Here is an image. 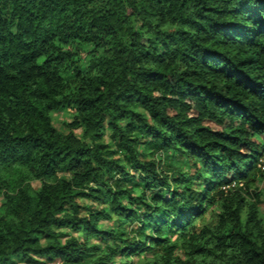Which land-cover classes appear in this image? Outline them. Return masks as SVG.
<instances>
[{
    "label": "trees",
    "instance_id": "1",
    "mask_svg": "<svg viewBox=\"0 0 264 264\" xmlns=\"http://www.w3.org/2000/svg\"><path fill=\"white\" fill-rule=\"evenodd\" d=\"M263 156L264 0H0V264H264Z\"/></svg>",
    "mask_w": 264,
    "mask_h": 264
},
{
    "label": "rangeland",
    "instance_id": "2",
    "mask_svg": "<svg viewBox=\"0 0 264 264\" xmlns=\"http://www.w3.org/2000/svg\"><path fill=\"white\" fill-rule=\"evenodd\" d=\"M69 48L72 49L73 51L77 52V54H78V66H79V68L82 71H86V69H87V67L89 65L90 59H91V51L93 50V46L92 45L75 44V45H73V46H71ZM65 79L71 85H73L74 80H75V76H74V74H70V75L65 76ZM72 121H73V112L69 108H64L61 111L55 112V113L52 114V123H53L54 127L57 128L58 130L68 132V129L66 128V125L68 123H71ZM73 131L79 138L83 137V128H81V127L75 128V129H73ZM105 142L110 144V142H111L110 133H108L106 135ZM141 150H142V152L146 153L145 149H141ZM148 158L150 159V156ZM154 158L157 159V160H164L165 156L162 155V154H156L154 156ZM181 163L182 162H180L179 159H175L174 157H170L168 162L165 161L164 168L165 169H169L170 166L175 165V164H178V166H181ZM259 165H261V166H259L260 170L264 171V161L262 163L260 162ZM186 170H189V169H186ZM33 185H34V187L36 189H38L41 186V183L40 182H34ZM257 186H258V188H260L263 191V197L261 199L260 208H261V213H262V215L264 217V182L263 181H259L257 183ZM81 203L83 205H91V204H93L91 201H86V200L81 201ZM98 206L101 208L102 205H98ZM207 218H210V214L207 215ZM101 226L104 229L117 228L118 224L112 223V222L111 223L110 222H103L101 224ZM126 228L128 230H130L129 226H126ZM65 232L69 233L68 230H66ZM70 234L77 236V234H74L73 232L70 233ZM173 240L176 243H178V244L180 243V238H178L177 236H173ZM92 243L101 244V242L98 239H94L92 241ZM102 245L104 246V244H102ZM151 255L152 254L150 252H147L145 254V256L144 255L143 256L142 255L141 256H136L134 258V262H135V264H142L144 262V259H145L144 257H150ZM177 255L179 257L185 259V255H184V253H183L181 248L178 249ZM17 264H21V263L17 262ZM50 264H63V263L60 260H56L55 262L50 263Z\"/></svg>",
    "mask_w": 264,
    "mask_h": 264
},
{
    "label": "built area",
    "instance_id": "3",
    "mask_svg": "<svg viewBox=\"0 0 264 264\" xmlns=\"http://www.w3.org/2000/svg\"><path fill=\"white\" fill-rule=\"evenodd\" d=\"M263 161H264V156L262 157V159H261V161H260V162L262 163ZM260 166H261V165H260Z\"/></svg>",
    "mask_w": 264,
    "mask_h": 264
}]
</instances>
